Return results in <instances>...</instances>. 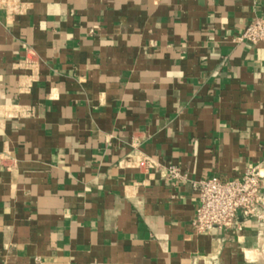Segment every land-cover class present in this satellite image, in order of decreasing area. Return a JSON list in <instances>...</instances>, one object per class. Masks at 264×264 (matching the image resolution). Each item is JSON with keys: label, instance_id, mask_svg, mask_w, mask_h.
I'll return each mask as SVG.
<instances>
[{"label": "crops", "instance_id": "0c3cea01", "mask_svg": "<svg viewBox=\"0 0 264 264\" xmlns=\"http://www.w3.org/2000/svg\"><path fill=\"white\" fill-rule=\"evenodd\" d=\"M20 1L0 10V264H264L256 221L192 226V182L264 171V44L238 41L264 0Z\"/></svg>", "mask_w": 264, "mask_h": 264}, {"label": "built area", "instance_id": "2783aa9c", "mask_svg": "<svg viewBox=\"0 0 264 264\" xmlns=\"http://www.w3.org/2000/svg\"><path fill=\"white\" fill-rule=\"evenodd\" d=\"M0 10L10 17L21 15L24 5L20 0H0ZM239 42L252 45L264 44V19H254L238 38ZM167 181L171 185L189 181L186 174L176 167L168 169ZM198 206L192 226L197 234L215 231L240 230L243 223L254 220L259 236L264 233V171L250 166L239 180L212 177L192 182Z\"/></svg>", "mask_w": 264, "mask_h": 264}, {"label": "rangeland", "instance_id": "374dc122", "mask_svg": "<svg viewBox=\"0 0 264 264\" xmlns=\"http://www.w3.org/2000/svg\"><path fill=\"white\" fill-rule=\"evenodd\" d=\"M262 232L264 233V228L262 229ZM260 238L262 240L260 252H263V253H261V257L263 258V262H264V235Z\"/></svg>", "mask_w": 264, "mask_h": 264}]
</instances>
